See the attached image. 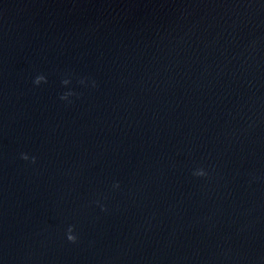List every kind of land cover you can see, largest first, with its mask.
<instances>
[{
	"label": "water",
	"instance_id": "95a60500",
	"mask_svg": "<svg viewBox=\"0 0 264 264\" xmlns=\"http://www.w3.org/2000/svg\"><path fill=\"white\" fill-rule=\"evenodd\" d=\"M0 264H264V0H0Z\"/></svg>",
	"mask_w": 264,
	"mask_h": 264
},
{
	"label": "clouds",
	"instance_id": "9594fccd",
	"mask_svg": "<svg viewBox=\"0 0 264 264\" xmlns=\"http://www.w3.org/2000/svg\"><path fill=\"white\" fill-rule=\"evenodd\" d=\"M46 78L44 76H38L36 77L34 83L36 85H40L41 83H46ZM69 83L68 80H64L63 81V84L67 85ZM72 95V93H66L64 95H62L60 97L61 100H67L68 96ZM22 159L24 160H27L28 159V156L27 155H22L21 157ZM35 162V159L33 158V163ZM194 175H197V176H204L205 173L203 170H200V171H197L196 173H194ZM118 187V185H117ZM74 232V228L73 227H69L68 228V234H67V240L70 242V243H76L77 241V237L75 235H73L72 233Z\"/></svg>",
	"mask_w": 264,
	"mask_h": 264
}]
</instances>
